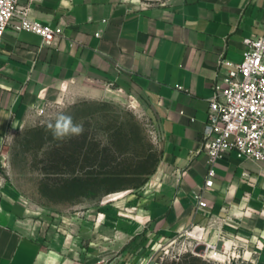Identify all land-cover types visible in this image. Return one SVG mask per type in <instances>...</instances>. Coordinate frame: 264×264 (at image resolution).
Returning <instances> with one entry per match:
<instances>
[{"label": "crops", "instance_id": "0c3cea01", "mask_svg": "<svg viewBox=\"0 0 264 264\" xmlns=\"http://www.w3.org/2000/svg\"><path fill=\"white\" fill-rule=\"evenodd\" d=\"M30 14L62 32L43 44L9 28L0 46V264H148L191 227L264 264V160L230 150L205 186L203 149L210 82L228 70L220 60L241 62L244 39L263 32L264 0H42ZM114 89L149 104L158 136L153 171L144 152L141 166L122 173L111 161L110 191L82 195L91 205L42 222L2 175L8 136L39 108L106 102Z\"/></svg>", "mask_w": 264, "mask_h": 264}, {"label": "rangeland", "instance_id": "374dc122", "mask_svg": "<svg viewBox=\"0 0 264 264\" xmlns=\"http://www.w3.org/2000/svg\"><path fill=\"white\" fill-rule=\"evenodd\" d=\"M110 92L106 102L90 99L39 108L30 123L8 136L2 175L27 198L30 208L42 222L55 223L56 218L77 211L80 206L91 205L85 202H93L84 196L64 194L60 191L62 176L54 174L55 170L64 167L79 170L85 140L89 141L92 149L98 148V140H103L111 147L106 162L119 160L121 170L141 166L143 152L151 164L157 158L152 135L155 121L149 104L140 96L116 89ZM60 113L71 115L75 122L82 123L84 133L63 141L54 138L47 125ZM209 243L215 244L205 231L198 233V237L184 232L152 252L149 263L252 264L245 259L243 249L235 245L233 251L236 255L227 251L223 257H211V252L216 249L208 246ZM218 247L220 249L221 246Z\"/></svg>", "mask_w": 264, "mask_h": 264}, {"label": "built area", "instance_id": "2783aa9c", "mask_svg": "<svg viewBox=\"0 0 264 264\" xmlns=\"http://www.w3.org/2000/svg\"><path fill=\"white\" fill-rule=\"evenodd\" d=\"M41 1L0 0V46L9 28L36 33L42 36L43 44L55 41L62 30L30 14L32 4ZM244 44L243 60L239 63L220 60V66L226 64L228 70L210 82L213 94L203 130V149L209 166L205 186L213 184L215 166L230 150H235L239 158L264 160V20L263 32L246 37ZM152 135L157 143L156 128ZM194 196L198 207L207 206L202 190H194ZM194 231L203 233L204 227H191L185 232ZM208 246L216 249V253H227L217 243ZM102 263L98 260L94 264Z\"/></svg>", "mask_w": 264, "mask_h": 264}, {"label": "trees", "instance_id": "16d2710c", "mask_svg": "<svg viewBox=\"0 0 264 264\" xmlns=\"http://www.w3.org/2000/svg\"><path fill=\"white\" fill-rule=\"evenodd\" d=\"M88 143L89 141L85 140V144L83 146L84 151H81L83 158L81 159L82 161L79 163V166L80 168H83L85 163H89L90 166H93L95 162H98L100 169H95L91 166L92 168H88L86 171L76 170L75 168H60L55 170V175L62 176L60 191H62L64 194L73 193L75 196L84 195L88 197H96L102 193H107V191L112 189L110 186H108V184L112 182L111 179L113 174L116 173L114 170H110L108 167L110 166V163L106 162L110 154L109 150L111 147L105 144L103 140H98V148L95 149H92ZM156 161L157 158H155V161L153 164H151L149 157H146L144 161L145 166L150 164L153 171ZM117 173H122V170H119Z\"/></svg>", "mask_w": 264, "mask_h": 264}, {"label": "clouds", "instance_id": "9594fccd", "mask_svg": "<svg viewBox=\"0 0 264 264\" xmlns=\"http://www.w3.org/2000/svg\"><path fill=\"white\" fill-rule=\"evenodd\" d=\"M47 129L51 132L57 140H66L73 137H78L84 133V126L82 123L74 121L71 115L60 113L47 125Z\"/></svg>", "mask_w": 264, "mask_h": 264}, {"label": "bare ground", "instance_id": "6f19581e", "mask_svg": "<svg viewBox=\"0 0 264 264\" xmlns=\"http://www.w3.org/2000/svg\"><path fill=\"white\" fill-rule=\"evenodd\" d=\"M192 233H194L195 237H198V233L201 234V232H196V231H194V232H192ZM192 233H191V234H192ZM200 236H201V235H199V237H200ZM222 248H223V249H226L227 251L234 252V254H235V251L232 250L233 248L231 247V244L229 245V244H227V242H226L224 245H222ZM211 253H212V254L210 255L211 257H214L215 254H216V256H217L218 258L224 256L223 254L216 253L215 250H213ZM235 255H236V254H235Z\"/></svg>", "mask_w": 264, "mask_h": 264}]
</instances>
